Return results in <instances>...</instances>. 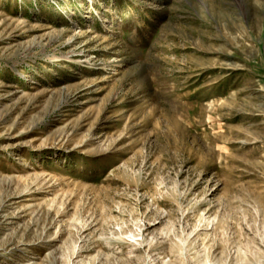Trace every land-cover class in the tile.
Listing matches in <instances>:
<instances>
[{
  "label": "rangeland",
  "instance_id": "1",
  "mask_svg": "<svg viewBox=\"0 0 264 264\" xmlns=\"http://www.w3.org/2000/svg\"><path fill=\"white\" fill-rule=\"evenodd\" d=\"M262 238L264 0H0V264H264Z\"/></svg>",
  "mask_w": 264,
  "mask_h": 264
},
{
  "label": "bare ground",
  "instance_id": "2",
  "mask_svg": "<svg viewBox=\"0 0 264 264\" xmlns=\"http://www.w3.org/2000/svg\"><path fill=\"white\" fill-rule=\"evenodd\" d=\"M206 229V228H205ZM260 245L264 246V239H260V242H259Z\"/></svg>",
  "mask_w": 264,
  "mask_h": 264
}]
</instances>
